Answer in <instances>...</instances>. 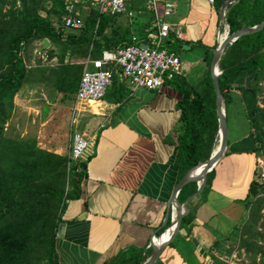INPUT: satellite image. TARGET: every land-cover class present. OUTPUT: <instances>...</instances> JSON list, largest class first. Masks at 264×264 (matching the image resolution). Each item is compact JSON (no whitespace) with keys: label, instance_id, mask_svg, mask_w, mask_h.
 <instances>
[{"label":"crops","instance_id":"obj_1","mask_svg":"<svg viewBox=\"0 0 264 264\" xmlns=\"http://www.w3.org/2000/svg\"><path fill=\"white\" fill-rule=\"evenodd\" d=\"M173 1L174 11L166 18L170 27L166 44L178 54L180 72L152 90L132 88L117 75L122 94L88 103L78 118L76 130L90 138V145L82 159L80 195L63 201L62 227L54 240L57 264H103L125 247L146 259L151 237L168 225V215L164 220L168 203L181 177L173 163L175 145L170 141L180 123L178 102L186 92L208 96L211 51L218 34L227 33V26L220 23L217 0ZM132 9V17L125 20L138 37L139 29L153 28V18ZM254 72H234L227 78L222 95L227 127L224 152L211 173H206L208 184L187 203L190 222L178 227L154 264H215L211 257H225L238 231L245 228L249 183L257 182L255 161H264L262 153L253 151V108L260 107L259 94L251 90ZM21 93L22 89L13 103L34 125L32 138L43 141L36 146L67 156L70 143L65 147L55 142L70 137L73 130L69 126L71 100L61 101L62 93L57 90L52 100L37 102L21 99ZM62 111L65 114L58 117ZM198 247L205 255L198 253Z\"/></svg>","mask_w":264,"mask_h":264},{"label":"trees","instance_id":"obj_2","mask_svg":"<svg viewBox=\"0 0 264 264\" xmlns=\"http://www.w3.org/2000/svg\"><path fill=\"white\" fill-rule=\"evenodd\" d=\"M143 1L131 0L132 8L141 15L146 13L142 7ZM222 1L217 0V8ZM79 8L77 4H66L62 0H0V264H57L54 240L61 221L63 201L80 195V184L84 179L83 162L79 164L80 170L75 171V164L67 166V156L40 149L33 139L19 140L3 136L2 125L12 107V96L32 71L26 69L20 56L21 44L42 38L55 42L59 51L53 86L58 92L73 94L82 64L64 62L66 50L69 54L77 52L81 57L87 54L95 57L103 48L128 43L131 36L126 15H109L96 8L87 9L86 13L81 14L83 27L76 30L80 31L79 35H63L58 30L61 16L80 14ZM51 14L59 17L56 24L49 17ZM148 16L152 19L151 14ZM119 18L126 19V28L120 27ZM262 20L264 0H232L225 5L222 24L227 26V33H231ZM138 32L139 37L143 36L141 29ZM51 54L48 51V55ZM217 67L220 70L218 87L222 95L229 75L253 70L254 84L251 90L259 94V83L264 80V25L258 31L243 34L226 45ZM118 79L117 74H113L108 89L115 88L112 92L120 96L122 87ZM209 87L208 96L206 93L199 95L192 92L191 95L186 92L178 102L180 123L174 131V140L170 141L175 145L173 163L179 177L197 162L208 158L216 139L214 91L210 78ZM106 98L110 99V96ZM252 126L255 139L253 151L262 153L264 157L262 107L254 106ZM261 189L264 191L256 181L249 183L247 205H258L257 194ZM194 190L193 182L181 186L177 199L184 200ZM191 218L188 212L181 218L179 226L190 222ZM248 220L253 227L255 218L252 213ZM244 229L239 233L240 246L255 251L254 241L240 239ZM245 233L251 235L249 230ZM144 259L145 256L140 255L139 251L125 247L103 264H139ZM211 259L215 264H224L214 257Z\"/></svg>","mask_w":264,"mask_h":264},{"label":"built area","instance_id":"obj_3","mask_svg":"<svg viewBox=\"0 0 264 264\" xmlns=\"http://www.w3.org/2000/svg\"><path fill=\"white\" fill-rule=\"evenodd\" d=\"M62 1L70 5L77 4L85 10L96 8L99 12L109 15L124 14L128 18L133 15L131 0ZM209 2L211 3L212 0ZM142 7L152 15L153 28L143 29V36L141 37L131 35L130 41L126 44L101 49L98 56L92 57L87 54L81 61V74L76 90L72 95L69 113L70 127L78 125V118L82 112L87 110L86 106L89 101L103 99L111 84L113 74H117L122 80H127L132 88L141 87L152 90L158 89L165 81L171 80L180 72L178 54L166 45L170 31L166 18L174 11V1L144 0ZM82 27L83 18L81 14L68 13L61 16L58 30L65 33L68 30H79ZM38 57L40 63L45 65L56 62L54 56L49 58L46 49L39 52ZM75 128L70 134L67 166L75 164V171H79V164L89 148L90 138ZM255 169L256 180L264 188V161L261 158L256 159ZM174 207L173 204L169 206L168 223L174 220ZM173 227V224H170L161 234L151 237L146 248L149 249L151 243H157L162 234L169 235Z\"/></svg>","mask_w":264,"mask_h":264},{"label":"rangeland","instance_id":"obj_4","mask_svg":"<svg viewBox=\"0 0 264 264\" xmlns=\"http://www.w3.org/2000/svg\"><path fill=\"white\" fill-rule=\"evenodd\" d=\"M80 9L81 8H79L78 11ZM85 11L87 12V10L83 9L81 10V12L79 11V13L81 14L86 13ZM49 17L54 20L55 24L58 22V18H59L58 16L51 14L49 15ZM118 20H119L121 28L127 27L126 21L124 18H119ZM130 30H132L133 34L136 32L134 27L133 28L130 27ZM61 33L63 35L64 34H75V35L78 34L79 35L80 31L68 30L65 33L64 32H61ZM44 49L47 50V53L48 51L52 53L51 56H49V58L54 56L56 59V62H53V64L51 65H45V64L40 63L38 53ZM89 49H90V46H88V50ZM58 51L59 49H58V46L55 44V42L49 41L46 38L33 39L28 43L21 44L20 56L22 60L24 61L26 69H32V71L28 74L25 82L20 86V88L12 96V107L10 111L8 112L7 119L4 121L2 125L3 126L2 132H3L4 137H11L13 139H19V140L33 139L35 143L39 142V144L37 145L40 146L43 144V141L32 138V136L35 134V127L32 123L29 122V120H26L25 117L20 115L19 113L20 110L17 107H15V104L13 103V97H15V95L19 93L21 89H22V93L20 95V98L24 100L30 99V101L33 100V102H37V101H44L45 98L52 100L55 97L56 89L53 86V81L55 80L54 71L57 70L56 67L58 65V62H57ZM92 55H95V54H92ZM84 58L85 57H81L77 52L73 54H69V52L66 50L64 57H63V61L66 63L68 62H71V63L78 62L79 63L80 61H83ZM183 58L189 61L193 60V59L192 60L189 59L185 55H183ZM259 87H260L259 98H258L259 104H260V107H262V109L264 110V80L261 81V83L259 84ZM114 90L115 88L108 89L105 96L109 97V96L116 95L115 92H112ZM60 93H62L60 97L61 101L69 102L71 100V104H72V93H66V92H60ZM66 105L67 104H65V107ZM31 114H33V112H31ZM64 114H65L64 111H62L61 113L57 112V116L61 118ZM58 117H57V120H59ZM75 127L71 126L70 129H74ZM79 128H81V126ZM261 130L264 136V126L261 128ZM68 143H70L69 136L60 137L59 141L57 140L55 142L57 146L64 145L65 147L67 146ZM44 147L48 148L47 146H44ZM257 197H259L258 205L254 207L253 204H250L247 207V218L251 213H252V216L255 218L253 222V227H251L252 224L249 223V220L248 222L246 220L247 223L245 224L244 232L240 236V239L254 241L256 243L254 246L255 251H253L251 248L246 249V248L241 247L238 241L239 234H237L235 236L236 238L234 240V245L229 246L228 248L229 251L225 252V257H222V259H219V260L217 259L218 261L224 262V264H264V191L262 189L260 193L257 194ZM248 230L251 233L250 236L245 235L246 234L245 232ZM238 232L241 233V231H238Z\"/></svg>","mask_w":264,"mask_h":264},{"label":"water","instance_id":"obj_5","mask_svg":"<svg viewBox=\"0 0 264 264\" xmlns=\"http://www.w3.org/2000/svg\"><path fill=\"white\" fill-rule=\"evenodd\" d=\"M231 1L232 0H224L220 4V9H219L220 23L222 21L225 5ZM263 25H264V20L250 27H241L231 33L224 34L222 40L220 41H219L220 34H218L216 43L211 51V57L209 60V77H210L212 88L214 91V106H215V114H216V120H217V130H216V136H217L216 140L217 141L215 140L216 145L214 146L213 150L211 151L207 159L197 162L195 165L187 169L175 183L172 189L171 199L168 203L166 215L164 218V220H166L168 211H169V206L173 204L175 206L174 207L175 217L171 223H168V225L173 224L174 227L169 235L162 234L161 236H165V237H162L160 240L158 239L157 243H151L149 256L140 264H154L157 261L163 248L177 233L181 218L188 212L187 203L189 202L191 198H193L196 194L200 192V190L202 189L205 183L206 173L212 169V167L214 166L218 158L224 152V149L226 146V139H227V127H226V121H225L224 112H223V97L218 87V75L220 74V71L217 67V62L220 57L221 51L223 50L225 45L230 44L237 37L243 34H250V33L256 32L259 29H261ZM199 164H202L203 167L199 172H196L195 168ZM189 182H195L196 189L193 193L189 194L184 199L183 202H180L176 198L175 193L179 191L181 186ZM61 227H62V223H59L57 227V233L61 230ZM192 243L193 245H195V247H197L194 240H192ZM197 249H198L199 254L205 255V252L203 251L202 248L198 247Z\"/></svg>","mask_w":264,"mask_h":264},{"label":"bare ground","instance_id":"obj_6","mask_svg":"<svg viewBox=\"0 0 264 264\" xmlns=\"http://www.w3.org/2000/svg\"><path fill=\"white\" fill-rule=\"evenodd\" d=\"M220 33H221V32H220ZM222 38H223V35H220V37H219V41L222 40ZM96 101H97V100H91V101H89L88 103H94V102H96ZM216 141H217V140H216ZM215 145H216V144H215ZM202 167H203L202 164L197 165L196 168H195V171H196V172H199V171L202 169ZM162 237H165V236H161L160 239H161ZM160 239H159V240H160Z\"/></svg>","mask_w":264,"mask_h":264}]
</instances>
